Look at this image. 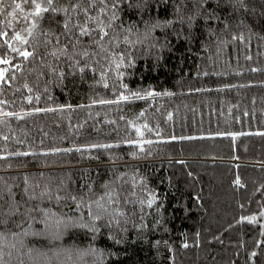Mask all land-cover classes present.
Here are the masks:
<instances>
[{"label":"trees","instance_id":"16d2710c","mask_svg":"<svg viewBox=\"0 0 264 264\" xmlns=\"http://www.w3.org/2000/svg\"><path fill=\"white\" fill-rule=\"evenodd\" d=\"M0 73V264H264V0H0Z\"/></svg>","mask_w":264,"mask_h":264},{"label":"snow or ice","instance_id":"6c2138e0","mask_svg":"<svg viewBox=\"0 0 264 264\" xmlns=\"http://www.w3.org/2000/svg\"><path fill=\"white\" fill-rule=\"evenodd\" d=\"M49 4H51V0H49ZM17 7H19V5H17ZM36 8H37V14H39V11H40V5H37ZM44 10L46 11L47 9H44ZM86 33H87V29L85 28V29L83 30V33H82V34H86ZM106 34H107V33H105V35H106ZM17 39H20V37L17 36ZM22 55H24V56L27 58V56L30 55V53L24 52V53H22ZM2 76H3V74L0 73V78H2ZM133 95L136 96L137 94H136V93H133ZM137 98H141V99H143L144 97H139V96H137ZM120 99H121V100H127L128 98L125 97V96H121ZM101 102H102V103H105V102H111V101H101ZM137 131L139 132V129H137ZM147 143H151V141H147ZM149 205H151V201L149 202Z\"/></svg>","mask_w":264,"mask_h":264},{"label":"rangeland","instance_id":"374dc122","mask_svg":"<svg viewBox=\"0 0 264 264\" xmlns=\"http://www.w3.org/2000/svg\"><path fill=\"white\" fill-rule=\"evenodd\" d=\"M20 40H22V39L21 38L18 39V41L16 42V44L14 46V49H17V48L20 49L21 48V46L18 45Z\"/></svg>","mask_w":264,"mask_h":264}]
</instances>
